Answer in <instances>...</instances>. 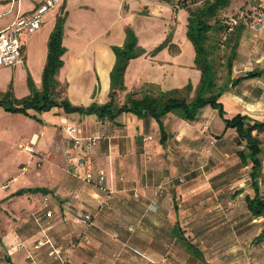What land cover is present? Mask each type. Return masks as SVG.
<instances>
[{"label": "crops", "instance_id": "0c3cea01", "mask_svg": "<svg viewBox=\"0 0 264 264\" xmlns=\"http://www.w3.org/2000/svg\"><path fill=\"white\" fill-rule=\"evenodd\" d=\"M248 1L232 0L230 12ZM43 2L0 0V32L19 16L33 15ZM156 6L166 7L160 0H61L44 15L38 31L21 34L23 62L0 69V98L11 91L22 101L31 96L32 86L43 91L49 38L63 20L65 52L54 99L85 109L112 103L117 114L71 112L59 104L27 112L0 106V264H61L50 255L51 245L36 248L45 240L60 247L72 264H208L200 238L220 227L217 207L234 202L215 194L221 192L215 181L235 183L243 190L239 196H254L251 164H241L243 145L235 129L221 135L213 133L208 119L194 124L174 112L156 118L130 109L133 100L169 91L152 71L139 69L144 63L153 70L158 65L156 44L139 45L145 53L129 61L122 84L113 86L114 48L125 45L129 29L134 32L135 13ZM250 32H243L232 78L264 69L263 54L252 51ZM170 44L178 48L174 38ZM219 101L226 119L242 114L263 121L264 75L232 86ZM95 136L94 146L74 147L76 138ZM262 160L263 181L264 154ZM89 172L93 182L85 180ZM100 175L103 184L97 182ZM201 189L213 193L202 196ZM87 214L93 216L91 225L80 222ZM177 221L206 262L177 242ZM259 260L246 264H264V256Z\"/></svg>", "mask_w": 264, "mask_h": 264}, {"label": "trees", "instance_id": "16d2710c", "mask_svg": "<svg viewBox=\"0 0 264 264\" xmlns=\"http://www.w3.org/2000/svg\"><path fill=\"white\" fill-rule=\"evenodd\" d=\"M231 1L180 0L176 5V8H187L191 13L187 26V36L194 45L195 64L201 71V82L195 97H190V88L160 92L155 96L145 95L141 100L132 101L131 110L138 114H147L156 118H160L168 112H174L181 118L192 121L197 119L201 109L211 105L219 111L220 115L225 117L224 107L219 101L221 96L232 86H237L245 80L263 77L264 69H254L236 78H232V73L243 32L251 25V21L248 20V15H250L248 13H253L251 17L255 18L254 14L258 9L264 12V2L263 0H249L239 11L230 12ZM234 22H236L235 25ZM127 34L125 45L114 48L117 62L112 72L113 86L122 84L129 61L145 53L143 49L137 46L134 32L129 29ZM62 39L63 20H59L48 42V59L43 72V91L38 92L32 86L31 96L22 101H17L12 92L8 91L0 98V106L11 112H27L30 108L43 111L59 104L67 111L95 112L100 116L108 114L114 118L117 114V108L112 103L102 106L92 104L85 109L72 106L67 100L57 102L54 99L53 92L58 86L56 75L62 66V56L65 52ZM167 41L156 48L153 54L159 52ZM221 47H225L229 53L222 56L216 55L215 49ZM217 63L220 66L225 65L226 68L227 79L223 85L219 84L221 77L217 70ZM226 123L227 128L236 130L238 145H243V150L238 152L241 164L244 166L251 164L249 177L254 196L246 195L245 201L250 219H263L262 232L256 239V242H261L264 241V197L260 193L264 147L260 134L264 133V120H254L247 115L238 114L232 119H226ZM175 210L178 212L177 203H175ZM92 222L93 216H91L89 225ZM175 238L191 257L206 262L204 252L185 235L179 221L175 227Z\"/></svg>", "mask_w": 264, "mask_h": 264}, {"label": "rangeland", "instance_id": "374dc122", "mask_svg": "<svg viewBox=\"0 0 264 264\" xmlns=\"http://www.w3.org/2000/svg\"><path fill=\"white\" fill-rule=\"evenodd\" d=\"M161 2H164L166 7L156 6L154 9L149 8V11L142 7L134 14V35L137 46L143 44L145 47H151L156 44L154 48H158L169 39L166 45L155 53L159 59L155 69H150L147 63L141 65L139 69L142 73L152 71V74L156 75L165 90L190 88L189 94L193 98L201 82V73L195 64L194 45L187 36V26L191 13L187 8H174L173 3L179 2V0ZM260 12L264 13L258 9L254 14L255 18L251 17L253 13H248L250 14L248 20L251 21L249 26L250 39L253 40L254 45L252 51L259 57L262 54L264 56V30L255 32L252 26L256 23ZM173 38L178 48L170 44ZM228 53L229 51L225 47L215 49V54L219 56ZM217 70L221 77L219 84L223 85L227 79L225 65L220 66L217 63ZM199 118L210 120L213 133L219 131L221 135H227L229 130H232V128H227L225 117L220 115L219 111L211 105L201 109L197 119L191 122L199 124ZM261 183V194L264 195V180ZM204 184L205 182H202L199 188H204ZM214 186L221 190L220 193H218V190L215 191L217 196L223 200L229 199L231 196L234 202L232 205L222 204L217 207V210L221 213L216 217L217 220H222L220 227L214 232L208 233L207 236L200 238L203 243L205 242L204 247L206 258L209 261L208 264H246L249 261L262 259L264 256V241H255L261 232L262 226L259 223H251L245 202L247 193L239 196L243 190H238L240 187L235 183L227 182V180L221 181V178L215 181ZM201 190L202 196H210L213 193L209 191L210 187L209 190ZM191 192H193L192 195H195L194 191ZM223 211L225 215L222 213ZM222 214L224 217H222ZM259 261L262 262V260Z\"/></svg>", "mask_w": 264, "mask_h": 264}, {"label": "built area", "instance_id": "2783aa9c", "mask_svg": "<svg viewBox=\"0 0 264 264\" xmlns=\"http://www.w3.org/2000/svg\"><path fill=\"white\" fill-rule=\"evenodd\" d=\"M61 0H44V2L35 10L31 16H19L16 20L6 29L0 32V69L7 67H14L23 62V47L21 41V34L24 32L34 33L41 28L44 15L55 8ZM236 22H234V25ZM255 32H261L264 30V13L260 12L257 17L256 23L252 26ZM70 131H74L72 128H67ZM99 137L95 136L89 139L76 138L74 141V147H82L86 143L89 147L94 146ZM21 148L29 150L27 144H21ZM85 180L87 182H93L95 180L94 175L89 172ZM105 180L104 175H100L97 179L99 184H103ZM80 222L83 224L91 223V215L87 214L80 216ZM44 245H51L52 250L50 255L60 261L61 264H72L69 260H65L62 257L60 247L55 246L50 240L39 241L36 244V248H40Z\"/></svg>", "mask_w": 264, "mask_h": 264}]
</instances>
